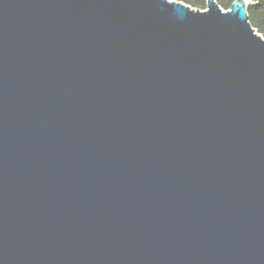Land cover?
<instances>
[{"label":"water","instance_id":"water-1","mask_svg":"<svg viewBox=\"0 0 264 264\" xmlns=\"http://www.w3.org/2000/svg\"><path fill=\"white\" fill-rule=\"evenodd\" d=\"M249 4L0 0V264H264Z\"/></svg>","mask_w":264,"mask_h":264},{"label":"trees","instance_id":"trees-1","mask_svg":"<svg viewBox=\"0 0 264 264\" xmlns=\"http://www.w3.org/2000/svg\"><path fill=\"white\" fill-rule=\"evenodd\" d=\"M181 2L193 9L204 11L206 0H173ZM223 10H228L234 0H215ZM250 2L247 7L248 22L258 34L264 38V0H246Z\"/></svg>","mask_w":264,"mask_h":264}]
</instances>
